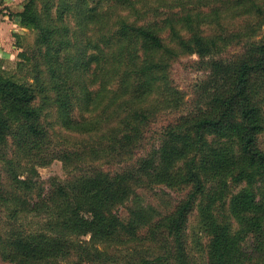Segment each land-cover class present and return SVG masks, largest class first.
Listing matches in <instances>:
<instances>
[{"label":"trees","instance_id":"obj_1","mask_svg":"<svg viewBox=\"0 0 264 264\" xmlns=\"http://www.w3.org/2000/svg\"><path fill=\"white\" fill-rule=\"evenodd\" d=\"M141 2L25 0L10 13L36 36L18 52L27 77L6 74L0 56V163L9 174L6 182L0 169V226L7 224L2 211L10 220L0 231L5 261L60 264L77 248L88 260L106 261L113 256L104 248L115 242L139 246L122 264H194L187 226L197 209L208 237L206 264H264V188L256 184L264 186V38L231 58L206 59L218 40L204 34L198 15H159ZM245 2L261 10L257 0L238 4ZM181 51L209 67L213 90L203 107L169 122L158 148L134 166L111 172L92 165L38 191L35 165L131 157L157 115L180 104L170 68ZM52 108L61 127L86 138L55 150ZM211 178L217 182L209 187ZM228 180L246 185L231 192ZM159 183L186 189L172 210L155 216L140 207L121 217L117 207L139 185ZM30 213L46 226L14 224Z\"/></svg>","mask_w":264,"mask_h":264},{"label":"rangeland","instance_id":"obj_2","mask_svg":"<svg viewBox=\"0 0 264 264\" xmlns=\"http://www.w3.org/2000/svg\"><path fill=\"white\" fill-rule=\"evenodd\" d=\"M25 0H0V20L3 16H8V28L4 31L3 39L0 40V56L3 58V66L6 74L18 79L27 77V66H19L20 58L18 52L22 49H28L36 36V31L31 28L21 27L10 19V13L22 9ZM239 0H142L141 4H147L151 11L156 10V14H185L190 11L193 15L200 17V27L204 34L217 37L218 47L214 53L206 57L208 58H231L242 52L248 42L258 41L264 38V0H257V4L261 8L256 10L251 2L248 4H238ZM241 1V0H240ZM160 15V14H159ZM195 17V16H194ZM4 18V17H3ZM72 23H74L72 21ZM6 55V56H5ZM208 65L202 62L198 55L193 53H185L181 51L180 56L172 63L170 68V78L173 86L179 91L182 96L180 104L177 106L165 109V112L159 113L154 123L146 132L142 143L133 150L131 157H124L121 160L101 161L92 163L90 161L80 162L78 165L65 164L59 159H53L47 165H35L36 173L34 178L38 180V185L43 191L49 190L58 183H64L72 180L75 176L88 171L91 166H100L104 170L114 172L123 170L124 168L134 166L138 163L141 156L158 148L159 137L163 128L172 122L177 116L198 110L203 107L208 101L212 92L211 79L209 77ZM49 121L53 126V143L55 150L65 147H74L75 142L82 141L86 138L85 134L70 132L59 125L56 120L54 108L49 109ZM66 138L67 141L64 140ZM264 146V133L260 138ZM180 163H178V166ZM20 167L18 175L23 178L25 174ZM0 169L4 180L8 173L3 162L0 163ZM29 171V170H28ZM217 181L213 178L209 180V187L215 185ZM257 186L264 188L263 184L258 181ZM227 185L231 192H236L239 188L246 185L245 181L233 184L228 180ZM186 189L182 187H169L164 183L139 185L135 194L132 195L127 202L117 207L118 213L122 218L129 214V210L143 208L144 210L158 216L164 212L172 210L175 204L184 196ZM2 221L6 219L5 211L1 213ZM15 225H22L23 228L31 230H40L45 227V219L38 214H25L18 221H13ZM7 224H1L0 231L4 232L7 229ZM200 217L198 210H194L191 214L188 226V248L193 257L194 264H206V245L207 235L201 229ZM143 231L145 228L142 229ZM77 242V237H72ZM88 236L79 237V240H88ZM248 246V245H247ZM138 245L128 244L121 245L120 243H107L104 250L109 255L113 256L106 261L103 260H88L80 248L72 251L70 255L61 259L60 264H122L128 255L129 250ZM112 260V261H111ZM0 264H15L5 261L0 253Z\"/></svg>","mask_w":264,"mask_h":264},{"label":"crops","instance_id":"obj_3","mask_svg":"<svg viewBox=\"0 0 264 264\" xmlns=\"http://www.w3.org/2000/svg\"><path fill=\"white\" fill-rule=\"evenodd\" d=\"M4 17V18H3ZM2 19L0 20V40L3 39L4 31H6L8 28L5 27L8 26V21H5V19H9L8 16H3ZM11 19V18H10ZM11 25V24H10ZM9 25V27H10Z\"/></svg>","mask_w":264,"mask_h":264}]
</instances>
